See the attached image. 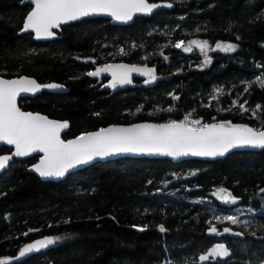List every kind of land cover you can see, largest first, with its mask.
<instances>
[{"label": "trees", "instance_id": "obj_1", "mask_svg": "<svg viewBox=\"0 0 264 264\" xmlns=\"http://www.w3.org/2000/svg\"><path fill=\"white\" fill-rule=\"evenodd\" d=\"M22 1L0 0V76L27 75L63 87L21 98L19 106L67 121L64 139L109 124L182 120L188 113L206 123L264 127V87L252 83L264 79V0H149L173 7L128 25L106 18L72 22L47 41L19 34L31 8ZM192 38L232 43L236 50L211 52V62L201 66L196 49L174 47ZM117 62L154 68L157 78L112 90L103 86L105 78L87 75ZM36 159H13L0 170V258L8 264H264V148L179 162L123 157L56 182L29 172ZM219 188L236 203L214 196ZM213 225L219 234L210 232ZM45 234L70 238L16 258L22 244ZM217 244L230 255L199 260Z\"/></svg>", "mask_w": 264, "mask_h": 264}, {"label": "snow or ice", "instance_id": "obj_2", "mask_svg": "<svg viewBox=\"0 0 264 264\" xmlns=\"http://www.w3.org/2000/svg\"><path fill=\"white\" fill-rule=\"evenodd\" d=\"M27 2L34 7L27 14L21 31H31L36 39L52 38L56 35L54 29L82 18L105 15L114 21L128 22L133 20L136 14L151 13L161 6L150 3L149 0H27ZM166 6L172 7V4ZM193 45L204 55V63H210L207 41L192 40L187 45L179 41L174 47L190 52L193 50ZM215 48L223 52H233L236 50V45L217 43ZM120 54L127 53L121 49ZM102 73L111 75V81L107 86L113 89L131 84L132 73L146 76L148 78L146 83H151L157 78L154 68L127 64H105L88 72L87 75L99 77ZM252 83H259L264 87V79L259 76ZM42 87L61 86L55 83L41 85L35 79L24 76L14 79L0 77V142L14 146V151L10 154L0 155V170L9 164L13 157H26L33 153L42 154L39 162L34 165V170L41 177L59 178L79 165L118 153H156L173 158L189 155L217 157L239 147L264 148V127L253 128L248 125L233 124L231 121L203 123L201 119H192L191 113L185 115L182 120L170 119L165 123H139L127 127L100 128L66 141L61 138V132L68 128L67 122L22 111L17 105V98L22 93H36ZM247 90L245 88V91ZM222 92V89L216 90L217 95ZM174 98L179 99V97ZM215 98L214 96L213 99ZM240 107L247 111L244 105ZM261 191L264 192V189ZM213 195L224 203H236V197L225 188L217 189ZM224 219L231 224L239 223L233 216ZM138 230L145 231L146 228L139 227ZM159 230L164 232L165 228L161 226ZM210 232L219 234L214 225L210 227ZM223 232L228 233L230 229L225 227ZM59 239L60 237L44 238L29 243L20 249L19 255L24 257L28 253L54 244ZM229 255L230 252L225 245L217 244L207 250L206 254L200 255L199 260L205 262ZM0 264H8L7 259L0 260Z\"/></svg>", "mask_w": 264, "mask_h": 264}, {"label": "water", "instance_id": "obj_3", "mask_svg": "<svg viewBox=\"0 0 264 264\" xmlns=\"http://www.w3.org/2000/svg\"><path fill=\"white\" fill-rule=\"evenodd\" d=\"M22 4H29L31 6L30 10L28 11V13L31 11L32 7H34V5H32L31 3L27 2V0H23L21 2ZM150 3H157L159 5H161L160 7H157L156 9H154L151 13H141V14H136L134 17H133V20L138 17V16H151L155 11L159 10V9H171L173 7V4L171 2H168V1H158V2H150ZM172 4V7H167L166 5L167 4ZM27 13V14H28ZM27 14L25 15L24 19H23V22H22V25H21V29H22V26H23V23L25 22V19H26V16ZM89 18H106V19H109L111 21L112 24H115V25H128V24H131L133 22V20L131 21H128V22H120V21H114L112 18L108 17V16H105V15H96V16H90V17H86V18H82L80 20H84V19H89ZM80 20H77V21H80ZM72 22H76V21H72ZM72 22H69V23H72ZM67 23V24H69ZM63 25H66V24H62L61 26ZM21 29L19 30V34H25V33H30L32 35V39L34 41H47V40H53L54 38L57 37V31H59V29H54L53 31L56 33V35L52 38H48V39H36L35 36H34V33H32L31 31H27V32H24V31H21ZM192 40H200V41H203L202 39L200 38H192L190 39L189 41H192ZM194 47H196L195 45H193ZM260 48L264 49V41L259 45ZM199 51L200 49L198 47H196ZM113 64H127V65H135L137 67H145V65H138V64H130V63H126V62H117V63H113ZM105 75L109 76L110 80L108 83H110L111 81V75L109 73H104ZM21 76H24V77H29V78H32L34 79L33 77H30V76H27V75H20V76H17V77H11V78H6V77H3V76H0V77H3L5 79H14V78H18V77H21ZM147 77L146 76H143V75H140L139 73H132L131 75V79H132V83L131 84H126V85H122V86H118L119 88H124L126 86H132L133 85V79H146ZM39 83V82H38ZM41 85H46V84H51V83H39ZM61 92V91H65L63 87H58V88H44L42 87L38 92L36 93H22L18 98H17V105L18 107L19 106V100L21 98H28V97H34L36 96L37 94H40L41 92ZM21 108V107H20ZM22 111H25V112H32V111H27V110H23L21 108ZM32 113H38V114H41V115H44V116H47L45 114H42V113H39V112H32ZM48 117V116H47ZM49 119L51 120H55V121H59V122H67L65 120H60V119H55V118H50L48 117ZM68 123V122H67ZM139 123H165V122H153V121H137V122H133V123H128V124H109L105 127H102V128H107V127H110V126H123V127H127V126H130L132 124H139ZM100 129V128H99ZM98 129L96 130H92V131H87V132H94V131H97ZM69 131V123H68V128L62 130L61 132V138L64 139L62 136L64 133L68 132ZM85 133V132H84ZM81 135V134H79ZM77 135V136H79ZM77 136H74V137H70L68 139H64V140H71V139H74L75 137ZM1 146H5L7 148H9L11 150V152L14 151V146H9V145H6L2 142H0V147ZM248 148H252V147H248V146H245V147H239V148H234V149H231L229 152L231 151H235V150H244V149H248ZM10 152V153H11ZM227 152V153H229ZM9 153V154H10ZM225 153V154H227ZM5 155H8V154H5ZM42 154L41 153H33L29 156H26V157H13V159H16V160H25V159H29V158H32L34 156H37V160L35 162H33L32 164L29 165V172H31L32 174H34L36 177H38L40 180L42 181H59V180H62L64 179L68 174L72 173V172H75L79 169H82L84 167H87V166H90L96 162H105V161H112V160H115V159H119V158H123V157H129V158H149V159H167V160H170L172 162H179L181 160H188V159H204L206 157H196V156H182V157H179V158H173V157H170V156H165V155H161V154H156V153H118V154H115V155H112V156H109V157H105V158H97L87 164H84V165H79L73 169H70L66 174L65 176L63 177H41L39 175V173H37L35 170H34V165L37 164L39 162V158ZM209 158V157H208ZM12 159V160H13ZM11 160V161H12ZM10 161V162H11ZM9 162V163H10ZM44 238H54L53 235L51 234H45V235H42V236H38L24 244L21 245V247L19 248V251L21 248H23L25 245L29 244V243H34L35 241L37 240H41V239H44ZM54 246V244L52 245H49L48 247L46 248H43V249H40L38 251H33L31 253H28L26 254L24 257H20L19 255V251L16 255V258H26L30 255H33V254H36V253H40V252H44V251H47L49 250L50 248H52Z\"/></svg>", "mask_w": 264, "mask_h": 264}, {"label": "rangeland", "instance_id": "obj_4", "mask_svg": "<svg viewBox=\"0 0 264 264\" xmlns=\"http://www.w3.org/2000/svg\"><path fill=\"white\" fill-rule=\"evenodd\" d=\"M177 43V42H176ZM217 43H224V44H227V42H216V43H214V44H210V43H208V52H207V55H208V57H209V54L211 53V52H223V51H221V50H219V49H216L215 48V46H216V44ZM188 44V42H186L185 43V45H187ZM181 50H183V48H180ZM192 51H190V52H185V53H192V52H194V50L196 49L201 55H202V61H201V66H203V65H205V63H204V55L201 53V51H199L196 47H194V46H192ZM228 53H230V52H228ZM94 71V70H93ZM99 81H101V82H103L104 80H103V78L101 77V79H99ZM146 80H144V83H146L145 82ZM154 82V81H153ZM153 82H151V83H153ZM146 84H150V83H146ZM221 201V200H220ZM222 202V201H221ZM222 203H224V202H222ZM225 205H228V206H230V205H233V204H231V203H225ZM69 238L70 237H68V236H63V237H60V239L59 240H57L58 242H62V241H68L69 240ZM214 246H216V245H214ZM214 246H212V247H214ZM211 247V248H212ZM204 254H206V253H204ZM218 258H224V257H218ZM218 258H215V259H218ZM215 259H212V260H215ZM0 260H4V259H2V258H0Z\"/></svg>", "mask_w": 264, "mask_h": 264}, {"label": "flooded vegetation", "instance_id": "obj_5", "mask_svg": "<svg viewBox=\"0 0 264 264\" xmlns=\"http://www.w3.org/2000/svg\"><path fill=\"white\" fill-rule=\"evenodd\" d=\"M101 77L104 79L105 78V81L103 82V86H107L109 83V80H110V78H109V76H107V75H105L104 73H102L100 76H99V79H101ZM111 88V87H110ZM117 88V87H116ZM115 88V89H116ZM112 90H115V89H113V88H111ZM11 152V150L9 151V152H3V153H0V155H5V154H9ZM37 160V159H36ZM35 160V161H36ZM34 161V162H35Z\"/></svg>", "mask_w": 264, "mask_h": 264}, {"label": "built area", "instance_id": "obj_6", "mask_svg": "<svg viewBox=\"0 0 264 264\" xmlns=\"http://www.w3.org/2000/svg\"><path fill=\"white\" fill-rule=\"evenodd\" d=\"M179 42V41H178ZM203 123H206V122H203Z\"/></svg>", "mask_w": 264, "mask_h": 264}]
</instances>
